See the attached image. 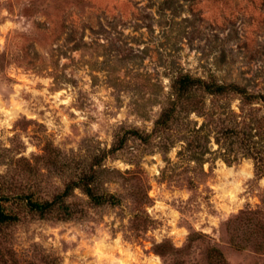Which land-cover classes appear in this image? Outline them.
Returning a JSON list of instances; mask_svg holds the SVG:
<instances>
[{
  "label": "rangeland",
  "instance_id": "obj_1",
  "mask_svg": "<svg viewBox=\"0 0 264 264\" xmlns=\"http://www.w3.org/2000/svg\"><path fill=\"white\" fill-rule=\"evenodd\" d=\"M181 73L264 92V0H0V182L118 200L74 186L70 218L0 230V264H264L252 159L146 138Z\"/></svg>",
  "mask_w": 264,
  "mask_h": 264
},
{
  "label": "trees",
  "instance_id": "obj_2",
  "mask_svg": "<svg viewBox=\"0 0 264 264\" xmlns=\"http://www.w3.org/2000/svg\"><path fill=\"white\" fill-rule=\"evenodd\" d=\"M235 100L236 109L232 106ZM192 113L201 122L191 121ZM153 136L160 137L165 150L181 142L177 156L184 164L194 161L202 166L207 153L227 164L251 158L255 174L264 176V92L253 93L240 84L220 82L213 76L181 73L172 79L166 103L146 138ZM6 186L0 182V230L19 223L26 214L70 218L72 212L65 198L74 186L81 187L95 205L118 201L112 195L95 193L88 182L68 184L51 198L34 196L32 192H8Z\"/></svg>",
  "mask_w": 264,
  "mask_h": 264
}]
</instances>
